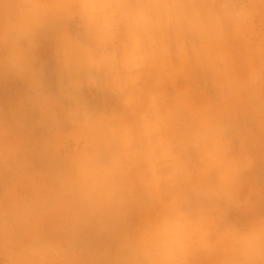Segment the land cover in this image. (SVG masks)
Here are the masks:
<instances>
[{
  "label": "clouds",
  "instance_id": "obj_1",
  "mask_svg": "<svg viewBox=\"0 0 264 264\" xmlns=\"http://www.w3.org/2000/svg\"><path fill=\"white\" fill-rule=\"evenodd\" d=\"M9 77L0 264H264V0H0Z\"/></svg>",
  "mask_w": 264,
  "mask_h": 264
},
{
  "label": "rangeland",
  "instance_id": "obj_2",
  "mask_svg": "<svg viewBox=\"0 0 264 264\" xmlns=\"http://www.w3.org/2000/svg\"><path fill=\"white\" fill-rule=\"evenodd\" d=\"M39 62L46 63L49 82L54 84L53 46L50 39L42 38L38 50ZM26 91L23 82L14 78L0 80V113L9 115Z\"/></svg>",
  "mask_w": 264,
  "mask_h": 264
},
{
  "label": "crops",
  "instance_id": "obj_3",
  "mask_svg": "<svg viewBox=\"0 0 264 264\" xmlns=\"http://www.w3.org/2000/svg\"><path fill=\"white\" fill-rule=\"evenodd\" d=\"M257 175L261 181H264V164L261 165V168L258 171ZM259 210H264V206H262ZM231 219L237 222H243L246 219V217H243L239 213H233L231 215Z\"/></svg>",
  "mask_w": 264,
  "mask_h": 264
}]
</instances>
